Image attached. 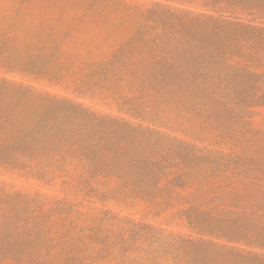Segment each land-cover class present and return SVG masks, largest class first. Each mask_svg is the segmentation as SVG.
I'll list each match as a JSON object with an SVG mask.
<instances>
[{
    "label": "rangeland",
    "instance_id": "1",
    "mask_svg": "<svg viewBox=\"0 0 264 264\" xmlns=\"http://www.w3.org/2000/svg\"><path fill=\"white\" fill-rule=\"evenodd\" d=\"M154 2L200 9L165 0H0V17L18 22L14 30L0 26V264H264V192L226 217L223 232L205 233L175 215V208L157 215L143 201L101 199L66 177L41 178L35 164L15 166L22 156L42 155L39 140L29 144L23 138L26 131V138L35 139L39 119L55 115L46 93L118 115L104 94L114 80L95 83L89 65L120 49L131 59L159 56L149 39L162 29L151 28L169 14ZM37 32L50 33L57 47L37 39ZM26 86L41 96L23 91ZM248 116L238 120L237 111L204 109L200 121L210 122L212 130L202 140L175 135L226 153L247 148L261 159L264 107L252 108ZM259 185L264 191V181ZM255 203L260 209L251 207Z\"/></svg>",
    "mask_w": 264,
    "mask_h": 264
},
{
    "label": "trees",
    "instance_id": "2",
    "mask_svg": "<svg viewBox=\"0 0 264 264\" xmlns=\"http://www.w3.org/2000/svg\"><path fill=\"white\" fill-rule=\"evenodd\" d=\"M165 1L200 9L154 2L169 14L151 28L162 29L149 39L159 56L131 59L120 49L89 65L95 83L114 80L104 94L118 115L46 93L55 115L39 119L35 139L26 138V131L23 138L29 144L39 140L42 155L22 156L15 166L35 164L41 178L66 177L101 199L143 201L157 215L175 208L193 229L223 232L226 217L237 215L252 196L259 198L255 192H264L259 185L264 156L251 157L247 148L226 153L175 133L202 140L203 132L212 130L210 122L200 121L204 109L237 111L243 120L252 108L264 107V72H259L264 68V0ZM3 25L18 28L15 18L0 17ZM36 37L58 45L50 33ZM21 88L41 96L34 87ZM188 101L199 106L188 109ZM1 160L14 166L10 159ZM238 183L241 190L235 188ZM251 207L260 209L256 203Z\"/></svg>",
    "mask_w": 264,
    "mask_h": 264
}]
</instances>
